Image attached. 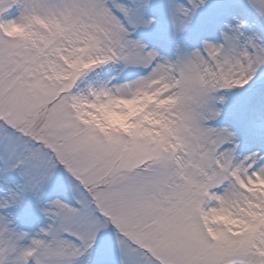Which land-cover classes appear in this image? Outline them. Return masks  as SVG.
Returning a JSON list of instances; mask_svg holds the SVG:
<instances>
[{
	"label": "snow or ice",
	"instance_id": "obj_1",
	"mask_svg": "<svg viewBox=\"0 0 264 264\" xmlns=\"http://www.w3.org/2000/svg\"><path fill=\"white\" fill-rule=\"evenodd\" d=\"M0 264H264V0H0Z\"/></svg>",
	"mask_w": 264,
	"mask_h": 264
}]
</instances>
